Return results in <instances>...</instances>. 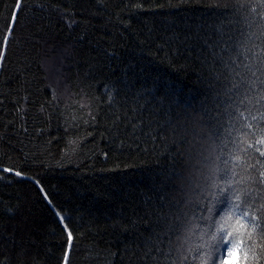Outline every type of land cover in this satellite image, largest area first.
Returning <instances> with one entry per match:
<instances>
[{
	"label": "trees",
	"instance_id": "obj_1",
	"mask_svg": "<svg viewBox=\"0 0 264 264\" xmlns=\"http://www.w3.org/2000/svg\"><path fill=\"white\" fill-rule=\"evenodd\" d=\"M0 264H264V0H0Z\"/></svg>",
	"mask_w": 264,
	"mask_h": 264
},
{
	"label": "rangeland",
	"instance_id": "obj_2",
	"mask_svg": "<svg viewBox=\"0 0 264 264\" xmlns=\"http://www.w3.org/2000/svg\"><path fill=\"white\" fill-rule=\"evenodd\" d=\"M53 67V66H52ZM51 67V68H52ZM51 70V69H50ZM50 70L48 69L47 70V73H48V77L49 79L53 80L55 82V89L57 91V93L60 95V96H63L61 97V99H65V96H66V86L64 84H62L61 86V81L60 79L59 80H54V77L52 74H50ZM51 83V81H50ZM52 84V83H51ZM232 247L234 248H231V253L228 254V256L225 255V257L223 258V261L222 262H227L229 259H231L233 262H236L237 261V258H238V249L239 247H237V245H232Z\"/></svg>",
	"mask_w": 264,
	"mask_h": 264
}]
</instances>
